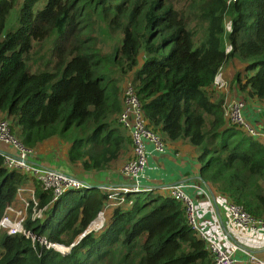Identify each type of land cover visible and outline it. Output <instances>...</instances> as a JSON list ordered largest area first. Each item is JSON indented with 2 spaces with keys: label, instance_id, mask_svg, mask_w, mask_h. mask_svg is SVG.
<instances>
[{
  "label": "trees",
  "instance_id": "16d2710c",
  "mask_svg": "<svg viewBox=\"0 0 264 264\" xmlns=\"http://www.w3.org/2000/svg\"><path fill=\"white\" fill-rule=\"evenodd\" d=\"M231 58L246 63L233 75L236 91L264 101V0H0V118L25 146L55 137L67 144L68 164L109 170L130 147L116 122V80L129 74L146 126L163 143L192 147L197 181L264 217V142L227 123L211 89ZM26 181L3 166L0 151V217ZM32 186L46 204L50 191ZM153 191L125 193L74 243L105 193L69 189L41 219L22 222L68 250L2 231L0 264H212L182 204Z\"/></svg>",
  "mask_w": 264,
  "mask_h": 264
},
{
  "label": "built area",
  "instance_id": "2783aa9c",
  "mask_svg": "<svg viewBox=\"0 0 264 264\" xmlns=\"http://www.w3.org/2000/svg\"><path fill=\"white\" fill-rule=\"evenodd\" d=\"M226 86L227 83L222 82L215 85V88H225ZM222 108L223 116L227 123L238 126L249 136H261L260 132L254 129L244 118L242 112L244 109V101L241 96L224 97ZM116 122L127 131L130 138V154L122 161L119 167L120 173L130 183L103 187L105 201L102 209L95 217V219L98 218L100 221L97 225L90 228L92 231H96L102 226L104 215L108 209L121 205L124 202L125 193L150 190L138 182V178L145 167L146 155L161 153L164 150V143L160 136L146 126L139 100L129 82H126L121 89V107L116 115ZM0 144L8 148L6 151H1L2 163L6 169H13L21 173L31 182L34 181L39 185L42 190H48L51 193L50 200L46 204L39 206L38 200L34 195V188L31 184L18 186L15 190L16 204L4 208L2 216L0 217V230L5 231L7 234L21 233L30 235L32 239H36L46 247H52L59 252H66L68 250L67 247H63L60 250L46 239L32 236L28 231L23 229L22 222L27 216L30 220L41 219L47 207L65 191L69 189L88 188L90 185L63 171L33 163L31 161L33 147L23 145L11 133L9 122L1 118ZM145 145L149 146V149L145 148ZM186 190L193 191L194 195L207 197L205 188L198 183L177 182L165 187L166 195L182 204L186 223L196 231L198 237L205 240L206 247L212 254V264H234L232 257L234 251L242 253L246 257L248 264H264V260L258 258L254 253L228 241L226 234L223 232L228 226H237L249 230H264V217L253 216L246 212L240 205L228 202L226 205L227 220L220 227L221 239L226 241L230 247L228 251L217 241L208 237L198 227L195 204ZM215 222L218 223L216 217Z\"/></svg>",
  "mask_w": 264,
  "mask_h": 264
},
{
  "label": "crops",
  "instance_id": "0c3cea01",
  "mask_svg": "<svg viewBox=\"0 0 264 264\" xmlns=\"http://www.w3.org/2000/svg\"><path fill=\"white\" fill-rule=\"evenodd\" d=\"M222 79L224 77L219 75L214 78V82ZM213 88H215V85L211 86V89ZM235 92L234 97H239L240 93ZM243 99L244 109L242 112L244 118L254 129L260 132L259 140L264 142V101L246 97ZM66 147L67 144L59 140L47 139L33 147L31 161L37 165L68 172L73 176H75V173H80L85 178H79V180L86 181L92 186L102 185V188H100L102 190L103 187L108 185L118 186L130 183L119 171L122 161L130 154V147L120 155L109 170L95 172L83 171L77 164H68L65 157ZM145 148L149 149V146L145 145ZM6 150L8 148L0 144V151ZM55 162L60 163L65 168H53L52 164ZM197 169L198 163L195 160V154L191 146L180 142H164V150L161 153L146 155L145 167L138 178V182L150 190L152 188L156 193L166 195L165 187L173 183L189 182L202 185L197 181ZM25 184L32 185V182L28 180ZM202 186L205 188L204 185ZM205 190L207 197L197 196L194 195L193 191L186 190L195 204L197 225L208 237L217 241L224 249L229 251L230 247L226 241L221 239L220 232V227L227 220L226 205L228 199L218 192H212L207 188ZM215 217L218 223L215 222ZM223 232L226 234L228 241L264 260V230H249L237 226H228ZM232 257L234 264H248L246 257L239 251H234Z\"/></svg>",
  "mask_w": 264,
  "mask_h": 264
},
{
  "label": "rangeland",
  "instance_id": "374dc122",
  "mask_svg": "<svg viewBox=\"0 0 264 264\" xmlns=\"http://www.w3.org/2000/svg\"><path fill=\"white\" fill-rule=\"evenodd\" d=\"M228 25H229L228 18H224L223 19V29H224V32H227V30L229 28ZM254 59H250L248 61H251V60H254ZM244 64H246V63H242V62H239L238 60H236L234 58H231V59H228L227 61H225L221 65V67L216 72L215 77H218L220 75L221 77L223 76L224 79H222L221 81H216L215 80V84L214 85H218V84H220L222 82H226L227 83V86L225 88H219V89L214 88V89H212V93H213V97L214 98L221 96L222 97V101H223L224 97H227L228 98V97H233L234 96V94L236 93L235 92L236 91V87L233 86V84H232V82H233V75L237 71L238 72H241L242 69H243ZM127 80H129V74L126 76V79L124 78V76H122L121 78H118L116 80V84L118 86H120L121 89H122V86L127 82ZM239 95L243 99V94L240 93ZM7 120H8L9 125H10V120L9 119H7ZM10 130H11V133L13 134V128H12L11 125H10ZM52 138L56 139L55 137H52ZM52 167L53 168L54 167H56V168H60V167L65 168L63 165H61L58 162L53 163L52 164ZM63 172H65V171H63ZM90 172H95V171H90ZM65 173H68V172H65ZM68 174H70V173H68ZM73 177L77 178L78 180H79V178H85L80 173H75V176H73ZM84 182H86V181H84ZM86 183H88V182H86ZM142 195H143V197H146L147 196L145 193H143ZM1 234H2V231H0V236H1Z\"/></svg>",
  "mask_w": 264,
  "mask_h": 264
},
{
  "label": "bare ground",
  "instance_id": "6f19581e",
  "mask_svg": "<svg viewBox=\"0 0 264 264\" xmlns=\"http://www.w3.org/2000/svg\"><path fill=\"white\" fill-rule=\"evenodd\" d=\"M100 219L96 218V219H93L91 221V223L86 227V229H90L91 227H94V225H97L99 223ZM55 245H59V244H54V247ZM58 249V248H57Z\"/></svg>",
  "mask_w": 264,
  "mask_h": 264
},
{
  "label": "water",
  "instance_id": "95a60500",
  "mask_svg": "<svg viewBox=\"0 0 264 264\" xmlns=\"http://www.w3.org/2000/svg\"><path fill=\"white\" fill-rule=\"evenodd\" d=\"M93 187H96V188H102V185H96V186H94L93 185ZM90 231V229H85L84 231H83V233L82 234H80V235H78L77 237H76V239H75V241H74V243H76L78 240H79V238L83 235V234H85L86 232H89ZM73 243V244H74ZM63 247V246H62Z\"/></svg>",
  "mask_w": 264,
  "mask_h": 264
},
{
  "label": "clouds",
  "instance_id": "9594fccd",
  "mask_svg": "<svg viewBox=\"0 0 264 264\" xmlns=\"http://www.w3.org/2000/svg\"><path fill=\"white\" fill-rule=\"evenodd\" d=\"M64 247V246H63Z\"/></svg>",
  "mask_w": 264,
  "mask_h": 264
}]
</instances>
